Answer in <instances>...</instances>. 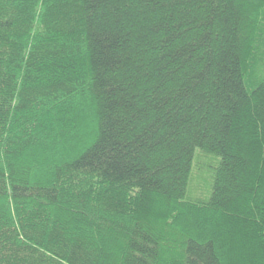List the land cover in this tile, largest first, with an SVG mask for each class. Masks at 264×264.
<instances>
[{"label":"trees","instance_id":"16d2710c","mask_svg":"<svg viewBox=\"0 0 264 264\" xmlns=\"http://www.w3.org/2000/svg\"><path fill=\"white\" fill-rule=\"evenodd\" d=\"M0 264H264V0H0Z\"/></svg>","mask_w":264,"mask_h":264},{"label":"rangeland","instance_id":"374dc122","mask_svg":"<svg viewBox=\"0 0 264 264\" xmlns=\"http://www.w3.org/2000/svg\"><path fill=\"white\" fill-rule=\"evenodd\" d=\"M254 47H255V45L253 46V51H255V50H254ZM254 60H255V59H254Z\"/></svg>","mask_w":264,"mask_h":264}]
</instances>
